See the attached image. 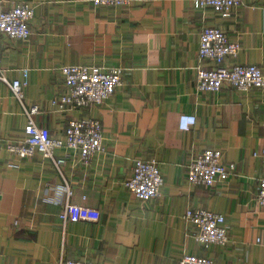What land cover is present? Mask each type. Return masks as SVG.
I'll list each match as a JSON object with an SVG mask.
<instances>
[{"label":"crops","instance_id":"crops-1","mask_svg":"<svg viewBox=\"0 0 264 264\" xmlns=\"http://www.w3.org/2000/svg\"><path fill=\"white\" fill-rule=\"evenodd\" d=\"M34 8L28 41L0 37L9 82L23 81V104L0 81V264H179L187 254L215 264H264V207L257 200L264 178V90L200 92L198 50L205 28H219L241 51L217 65H255L264 73V0H245L228 19L195 0H134L95 7L90 0H8L4 7ZM124 68V85L104 104L68 113L51 101L66 91L64 66ZM39 106L38 128L63 138L70 121L97 119L105 151L84 164L72 152L61 172L36 154L20 159L6 150L25 138V108ZM187 127V128H184ZM219 150L234 167L216 186L192 185V160ZM65 151H57L62 158ZM138 160H155L165 184L161 195L138 200L125 183ZM69 187L73 196L64 193ZM61 192V194H59ZM94 210L95 221L64 223L67 202ZM223 215L229 243L208 249L195 240L188 211Z\"/></svg>","mask_w":264,"mask_h":264},{"label":"built area","instance_id":"built-area-1","mask_svg":"<svg viewBox=\"0 0 264 264\" xmlns=\"http://www.w3.org/2000/svg\"><path fill=\"white\" fill-rule=\"evenodd\" d=\"M134 0H90L95 7H120L132 4ZM245 0H195V7L200 10L214 9L223 19H228L232 12L241 7ZM8 0H0V37L12 40L28 41L31 37L30 24L34 18V8L27 3L16 4L9 9L4 7ZM241 51L238 42L231 41L229 36L219 28H205L200 37L198 60H207L223 65L228 58L236 57ZM199 65L198 90L200 92H220L229 86L239 92L252 89L264 90V73L255 65H235L231 68L204 69ZM125 69L122 67L64 66L60 69L66 91L54 98L51 106L54 111L68 113L76 109L90 108L104 104L124 85ZM24 80L9 82L3 61L0 57V81L7 84L14 97L23 104L24 88L29 84V70L23 69ZM40 113L39 106L25 108L28 124L25 138L21 142L6 144L8 153L20 159H28L36 154L45 160L52 161L61 172V166L67 163L72 152L79 153L84 164L91 158L105 151L102 124L97 119H77L70 121L63 138H50L37 126L34 116ZM184 128H187L184 126ZM1 148V143H0ZM64 150L66 155L56 157L57 151ZM223 154L219 150L208 149L198 154L189 166L188 179L192 185L212 188L231 176L230 169L222 164ZM165 184L163 173L155 160H138L133 176L125 187L140 201L149 202L161 195ZM60 191L59 194H61ZM67 199L73 196L69 187H65ZM258 203L264 207V178L259 182ZM186 219L198 228L195 240L208 249L213 246H226L229 243V227L226 218L218 213L206 210H190ZM99 215L92 209L67 202L60 219L64 223L95 221ZM58 264H94L88 261L62 259ZM179 264H215L211 258L196 255H185Z\"/></svg>","mask_w":264,"mask_h":264}]
</instances>
